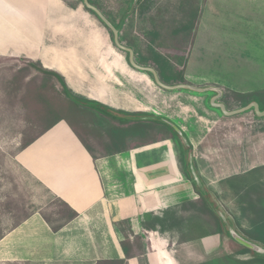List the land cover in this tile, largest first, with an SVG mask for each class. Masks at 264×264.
<instances>
[{"label": "crops", "instance_id": "1", "mask_svg": "<svg viewBox=\"0 0 264 264\" xmlns=\"http://www.w3.org/2000/svg\"><path fill=\"white\" fill-rule=\"evenodd\" d=\"M216 1L264 6V0ZM241 29L213 23V73L204 64L193 71L188 60L187 87L165 89L151 73L133 68L83 7L72 8L65 0H0V58L56 72L73 94L116 112L98 111L121 137L120 146L107 150L94 139L87 144L66 121L41 124L46 129L15 161L72 216L54 229L39 211L31 213L0 236V264H205L213 258L220 235L195 215L205 204L188 176L189 162L212 204L213 183L257 168L249 165L252 140L246 129L253 124L262 135L264 116L253 110L225 116L210 105L220 91L217 102L228 111L243 106L229 102L228 91L217 83L234 63L226 46L242 37ZM196 43L193 53L201 48ZM255 92L264 95V87ZM170 124L185 136L189 154ZM257 155L264 157V148Z\"/></svg>", "mask_w": 264, "mask_h": 264}, {"label": "rangeland", "instance_id": "2", "mask_svg": "<svg viewBox=\"0 0 264 264\" xmlns=\"http://www.w3.org/2000/svg\"><path fill=\"white\" fill-rule=\"evenodd\" d=\"M65 1L75 8H84L81 0ZM95 1L99 4V12L118 26L119 35L125 38L123 46L131 48L134 53L138 52L143 56L148 54L150 38L145 32L156 30L155 49L173 66L177 75L184 76L188 60L192 62L193 71L202 68L204 64L206 70L210 68L209 73H213V23L242 28L239 31L242 37L226 46L227 57H233L234 63H230L228 70L220 74L217 83L221 89L228 91V101L237 100L244 105L251 95H256L254 98L258 101L263 99L259 92L251 94L264 87L263 5L258 7L240 2L228 6L225 2L201 0V10L199 18L194 21V29L175 33L185 20L187 7L182 3L183 0L158 1L159 9H151L144 16H153V20L147 21L140 16L139 7L132 5L134 0ZM130 9L132 13L127 15ZM199 27L202 30L199 31ZM194 39H197L196 44H200L201 48L199 52L193 53ZM194 59L197 61L196 66ZM153 65L151 62L148 64L150 68ZM230 65L234 67L231 71ZM199 75L207 76L206 73ZM53 113L58 118L68 120L90 146L94 139L98 145L111 150L114 139L121 140L120 135L115 134V125L103 117L105 114H100L94 108L74 104L65 96L62 86L55 78L41 74L24 59L0 58V236L35 211H39L54 228L71 216L65 205L18 167L14 158L19 150L45 129L39 124ZM244 122L249 126L247 121ZM246 131L252 140L247 148L251 157L249 165L257 168L244 175L232 176L225 182L213 183V199L217 203L218 212L234 223V230L242 236L253 232L250 223L258 218V204L264 203V157L257 155V151L263 152L264 131L262 135H258V129L253 124ZM219 145L224 147L226 144ZM238 152L241 156L242 151ZM254 205L257 207L250 208ZM195 215L207 224L210 232L220 235V243L215 249L217 251L213 252V258L219 264H239L236 262H243L245 257H258L260 259L253 264H264L262 257L254 253L246 256L226 255L225 252L231 250L230 246H236L237 242L228 235L222 237L221 233H215L217 223L207 207L202 206ZM206 232L204 228L200 234L204 235ZM194 257L196 256L191 255V258ZM213 258L206 260L205 264H213Z\"/></svg>", "mask_w": 264, "mask_h": 264}, {"label": "trees", "instance_id": "3", "mask_svg": "<svg viewBox=\"0 0 264 264\" xmlns=\"http://www.w3.org/2000/svg\"><path fill=\"white\" fill-rule=\"evenodd\" d=\"M81 1L83 2V0H81ZM158 1H160V0H134L132 5H137V7H139L140 16L143 17L144 21H147V20H153V16H149V17L147 16V18L146 17L144 18V16L148 15L150 13L151 9H159L157 7ZM88 2L93 7H95L98 11L100 10L99 4H98L97 1L88 0ZM182 3L187 7V10H186V13H185V20L180 24V27L175 30V33L186 32V31H190V30L194 29V21H196L198 19V17H199L201 0H183ZM83 6H84V8L87 11L91 12L92 14H94L97 17V19L100 21V23L103 25V27L105 29H107V31L109 32L110 38H111V40L113 42V40H114L113 32L109 28V26L106 24V22L101 20L93 11L89 10L88 8H86L84 4H83ZM71 7L75 8V6H71ZM130 13H132L131 9H130V11L128 12L127 15H129ZM158 13H159V11H158ZM101 15H102V13H101ZM102 16L104 17V15H102ZM104 19L117 31L119 42L122 44L123 41H125V38L119 35L118 26L112 24L106 17H104ZM145 33H147L149 38H150V41H149V44H148V52H147L148 54L143 56L142 54H140L138 52H135L134 53L135 62L138 65L145 66V67H149L148 66L149 62L154 64L153 65L154 67H152V68L156 71L160 81L163 84H167V85H170V84L171 85L172 84L173 85H186L187 82H186L183 74L182 75H177L176 74V70L173 68V66L156 51L154 44H155V38L157 37V31L153 30V31H150V32H145ZM127 48H129V47H127ZM125 54H126V58L128 60V54L127 53H125ZM28 63L31 64L32 66L36 67V70L38 72H40L41 74L49 75V76H52L53 78H55L60 83V85L62 86L65 96L68 99H70L72 102H74V104L83 105V106L88 107V108H94L97 111H101L102 113H106L108 115H114L116 113V112H113L111 110H108V109L104 108L103 106H101V105H99L97 103L90 102L88 100H85V99L73 94L67 88V86L65 85V82H64L63 78L59 74H57L56 72L44 69L41 65H39L37 63H32V62H28ZM254 97H256V95H251L249 101L246 102V104H244L242 107H245V106H247L248 104H250L252 102H256V103H258L260 110L263 111L264 110V95H263V100H261V101H258ZM50 115H51V117H49V118L46 117L45 118L46 122L43 121L39 125L41 126V124H43L44 122L47 123V122H50V121L56 119V121H61V120L66 121L69 125H71V127L75 128L65 118H58L54 113L50 114ZM42 127H44L46 129L45 126H42ZM170 128L172 130V134L175 137H177L179 139L181 138V141L183 142V145H184L183 148L185 149V152L189 154L191 148H190L187 140L185 139V136L183 134L179 135L176 132V130L171 125H170ZM31 141L29 143H31ZM29 143H27L25 146L29 145ZM120 143H121V141L119 139H115V142L113 144L115 146H120L121 145ZM187 159H188V162H189V158L188 157H187ZM188 176L191 179V181L193 182V185H194L195 189L200 194L201 199L203 200V203L205 204V207H207L208 210H210V212L213 214L214 219L216 220L217 228L215 230L216 231L215 233H223L224 236H225L224 224H223L221 218L219 217V215L217 213V206L215 205V202H213V206H212L211 203L208 201L209 193H208L207 188L205 187V185L201 181V179L198 176V174H197V176H198V178H199V180H200V182L202 184V187H199L197 185V183L195 182V180H194V178H193L191 173H189ZM258 206H260L259 212H258V218H257L256 221H253V222L250 223L253 232L250 235L243 236V237H245L248 241L252 242L253 244L258 245L261 248H264V203L263 202L259 203ZM253 207H257V206L254 205V206H251L250 208H253ZM71 216H72V214H71ZM57 228H54V229H57ZM230 249H231V251L236 252V254L253 253L250 249H248V248H246V247H244V246H242L240 244H237V243H236V246H232L231 245ZM238 251L240 253H237ZM258 259H260V258L256 257V258L250 259L247 262H236V263H239V264H249V263L253 264ZM263 259H264V257H262V261H264ZM233 262H235V261H233ZM219 263L220 262H218L216 259L213 258V264H219Z\"/></svg>", "mask_w": 264, "mask_h": 264}, {"label": "water", "instance_id": "4", "mask_svg": "<svg viewBox=\"0 0 264 264\" xmlns=\"http://www.w3.org/2000/svg\"><path fill=\"white\" fill-rule=\"evenodd\" d=\"M83 4L85 5L86 8H88L89 10L93 11L101 20H103L104 22H106V24L109 26V28L112 30L113 32V37H114V45L116 48H118L120 51L125 52L128 54V62L129 64L140 71H145V72H149L152 74L153 79L155 81V83L161 87V88H165V89H173V88H186L187 85H177L174 87H168L166 85H164L160 80L159 77L156 73V71L153 68L150 67H145V66H140L138 65L135 60H134V52L132 49L127 48L125 46H123L118 39V33L117 31L104 19V17L101 15V13L95 8L93 7L88 0H83ZM216 96H214L213 98H211L210 101V105L214 108H217L220 110V112L225 115V116H234V115H238V114H242L244 112L253 110L255 112V114H257L260 117L264 116V110L261 111L259 108V105L256 102H252L250 104H248L245 107L236 109V110H232V111H228L225 107V105L223 103L217 102L220 98H221V92L220 91H216ZM171 125V124H170ZM176 132L179 135H182L181 131L179 129H177L175 126L171 125ZM191 160V158L189 157V161ZM190 164V173L192 174L195 182L197 183V185L199 187H202V184L197 176V173L192 165V162H189ZM209 195H208V201L211 203V205L213 206L212 202L209 199ZM213 202H215V200L213 199ZM215 205L217 206V203L215 202ZM218 209V206H217ZM217 213L219 215V217L221 218L223 224H224V230H225V235H228L230 237H232V239H234L237 243H239L240 245L250 249L255 255L260 256V257H264V248L259 247L258 245L253 244L252 242L248 241L245 237H243L242 235H240L239 233H237V231L234 230L233 228V223L228 220V218H226L225 216H223L221 213L218 212Z\"/></svg>", "mask_w": 264, "mask_h": 264}]
</instances>
